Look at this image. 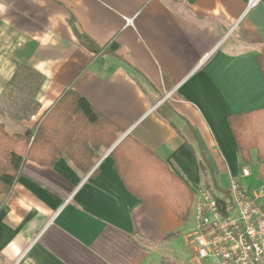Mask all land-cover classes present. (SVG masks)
I'll return each instance as SVG.
<instances>
[{
	"label": "crops",
	"instance_id": "obj_1",
	"mask_svg": "<svg viewBox=\"0 0 264 264\" xmlns=\"http://www.w3.org/2000/svg\"><path fill=\"white\" fill-rule=\"evenodd\" d=\"M251 2L0 0L6 132L34 129L68 90L121 130L88 173L66 155L26 161L0 209V264H193L185 245L197 191L224 192L249 167L228 117L264 109V0ZM79 35L118 49L96 55ZM123 141L131 185H149L158 162L187 185V221L127 189L112 156ZM253 166L244 185L263 183Z\"/></svg>",
	"mask_w": 264,
	"mask_h": 264
},
{
	"label": "trees",
	"instance_id": "obj_2",
	"mask_svg": "<svg viewBox=\"0 0 264 264\" xmlns=\"http://www.w3.org/2000/svg\"><path fill=\"white\" fill-rule=\"evenodd\" d=\"M81 44L99 55L114 52L117 43L102 48L85 35ZM264 75V49L257 58ZM228 124L237 145V153L244 166L257 165V176L264 182V109L233 114ZM121 130L97 112L88 101L72 90L60 98L43 120L22 135H9L0 123V209L6 203L26 161L53 166L66 155L76 167L88 173L95 165L102 148H110ZM123 141L112 153L115 168L129 191L138 198L161 197L182 221L189 218L193 193L168 166L158 162L155 179L147 186L129 183L124 163L118 158ZM255 152V155H254Z\"/></svg>",
	"mask_w": 264,
	"mask_h": 264
},
{
	"label": "built area",
	"instance_id": "obj_3",
	"mask_svg": "<svg viewBox=\"0 0 264 264\" xmlns=\"http://www.w3.org/2000/svg\"><path fill=\"white\" fill-rule=\"evenodd\" d=\"M252 176L243 167L226 191H197L186 234L193 264H264V182L242 183Z\"/></svg>",
	"mask_w": 264,
	"mask_h": 264
},
{
	"label": "rangeland",
	"instance_id": "obj_4",
	"mask_svg": "<svg viewBox=\"0 0 264 264\" xmlns=\"http://www.w3.org/2000/svg\"><path fill=\"white\" fill-rule=\"evenodd\" d=\"M256 165V164H255ZM250 168H252V167H254V166H249ZM248 167V168H249ZM241 169H242V167H241ZM186 246V248H187V250L189 251V260H190V258L193 256L192 254V250L190 249V247L189 246H187V244L185 245ZM188 261V260H187ZM164 264H172V263H164Z\"/></svg>",
	"mask_w": 264,
	"mask_h": 264
}]
</instances>
